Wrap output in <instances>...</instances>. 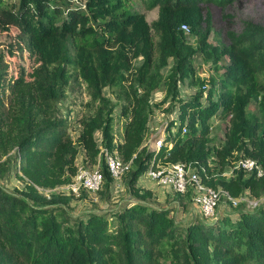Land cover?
<instances>
[{
    "label": "trees",
    "instance_id": "obj_1",
    "mask_svg": "<svg viewBox=\"0 0 264 264\" xmlns=\"http://www.w3.org/2000/svg\"><path fill=\"white\" fill-rule=\"evenodd\" d=\"M141 1L146 9H156L154 19L147 21L138 11L114 14L120 7L119 0H86L88 13L78 5L57 0H0V30L15 29L28 60L26 68L19 63L10 68L0 53V105H6L3 112L0 110L1 152L5 154L15 146L16 157L35 160L61 145L66 124L57 115L54 103L69 80L70 67L85 83L89 96L86 104L93 110L81 122L88 130L99 128L104 146L111 150L109 98L101 87L122 78L127 60L140 57V63L130 69V91L125 93L124 106L145 103L147 90L158 85L159 69L169 58L171 69L163 81L164 91L175 97L177 79L189 70L194 52L185 42L180 24L186 23L193 33L205 23L198 46L212 62L221 55L228 58L225 76L219 79L221 89L206 104L199 101L202 89L190 100L177 101L181 116L187 109L191 118L184 131L180 133L179 126L172 135L169 148L158 149L157 156L204 164L212 149L194 146L193 137L204 133L199 125L210 115L227 112L231 114L228 141L263 163L264 25L243 20L240 30L228 31L226 42L210 43L207 24L212 6L224 7L233 0ZM89 16H108L98 25L101 35L94 33L90 39L76 42L74 37L93 32L94 27L86 24ZM151 33L158 35L156 41ZM72 41L73 56L69 52ZM11 47L8 41L9 54ZM26 84L30 85L29 100L21 91ZM205 96L209 98L208 92ZM251 99L255 111L244 107ZM133 111L141 112V108L136 105ZM8 115L11 121L5 122L3 118ZM136 121L125 132L135 142L142 135L144 115ZM149 156L150 151H141L133 159L127 172L129 184L135 182ZM10 158L0 163L8 164ZM100 172L101 187L107 191L112 176L103 159ZM252 180V175L238 177L236 185ZM27 187L20 194L0 189V264H264L261 204L253 209L237 206L234 214L222 211L213 220L191 215L185 223L175 220L167 207L139 200L108 215L89 211L71 216L62 205V195L51 193L46 197L34 192L31 185Z\"/></svg>",
    "mask_w": 264,
    "mask_h": 264
},
{
    "label": "rangeland",
    "instance_id": "obj_2",
    "mask_svg": "<svg viewBox=\"0 0 264 264\" xmlns=\"http://www.w3.org/2000/svg\"><path fill=\"white\" fill-rule=\"evenodd\" d=\"M57 1L73 7L78 5L81 10L88 13L86 0ZM119 1L121 2L120 7L115 8L114 14L120 11H138L144 13L147 21L154 19L156 16V9H146L141 0ZM107 17L105 16L104 19ZM104 19L87 17L86 24L94 27L93 32L87 33L83 37L76 36L74 37L75 41L90 39L94 33L101 35L102 30L98 25ZM243 20H251L264 25V0H233L224 7L213 5L211 18L209 24H207L209 28L208 41L219 44L226 42L230 33L228 31L230 29L240 30ZM181 24H184L185 27H181ZM181 24L180 27L185 35L184 40L194 52L191 56L189 70L183 78L177 79V95L175 97H171V94L164 91L163 81H165L166 75L171 69V60L168 58L167 63L159 69L157 75L158 85L147 90L146 102H137L135 106L130 104L125 107V93L130 91V69L131 66L139 64L141 58L133 57L127 60L125 65V67H128L127 70L125 67L121 70L123 79L118 77V81L101 87L103 94L109 98L110 106L109 135L111 150H108L103 144L100 129L95 127L88 130L81 122V119L84 116V119L88 118L93 110L86 104L89 96L85 83L79 76H75L74 68L70 67L68 70L69 80L63 93L54 103V107L57 108V115L64 119L66 124V136L62 139L61 145L50 153L45 152L39 159L25 161L23 155L22 157H16L15 146L11 147L5 154L1 152L2 140H0V161L7 156L11 157L8 164L0 163V189L20 194V191L28 189L27 186L31 185L34 192L46 197L51 193L60 194L65 197L62 205L71 216H82L89 211L107 213L108 215L109 212L119 209L126 203L139 200L155 207H167L174 219L181 223H185L186 220L184 221V219H188L186 217L191 215H196L197 218L202 220H212V218L202 215L191 206V190L175 191L158 183L155 179H150L145 173V167L154 153L153 140L158 136H164L165 141L172 144V135L178 131L179 126V132L181 133L182 127L186 128L187 119L191 118L190 113L186 111L187 109L184 110L181 116L182 108H179L177 101L179 99L190 100L199 89H202V95L199 99L202 104L215 99L221 89L219 79L225 76L226 65L228 64V58L222 55L215 62L210 61V58L198 46L199 39L204 34L205 23H202L193 33L186 23ZM151 36L153 41L158 39V35L155 33H151ZM8 41L12 43V54H9L6 50ZM74 44L75 42L72 41L69 47L72 56L75 48ZM0 53H3V63H7V67L13 68L15 63H19L24 68L27 67L26 48L23 40L20 37L18 38L15 29L0 30ZM130 55L128 53L127 57L129 58ZM7 69L9 70V68ZM199 85L202 88H199ZM22 90L29 100L31 97L30 85L26 84L21 88ZM207 92L209 98L205 96ZM136 105L141 108V112L133 111ZM5 106L0 105L2 112ZM35 107L39 108L38 105ZM244 107L249 111H255V101L249 100ZM4 114L5 112L2 115ZM142 114L144 115L143 131L135 142V139L128 137L125 132L128 125L132 121L137 123L136 119ZM230 118L231 114L227 112H216L210 115L199 125L204 133L193 137L195 140L194 146L200 144L208 150L212 149L208 161L205 160L207 162L199 164L204 167L205 171L202 180L217 192L215 213L223 211L234 214L233 210L237 206L244 209H253L255 207L249 206L248 202L257 203L264 200V161L261 163L256 156L243 154L241 149H237L241 147L240 145H233L228 141L226 135ZM181 119H183L182 123ZM197 119L195 116V120ZM3 120L10 122L11 118L8 115ZM103 150L115 154L125 165L118 177L109 179L108 190L104 191L101 184L93 191L86 190L81 186L75 189L72 188L71 184L79 170L94 168L101 170ZM141 151H150V156L145 160V166L139 171L135 182L129 184L127 182V172L131 169L133 159ZM241 158L254 160L261 170L260 173L256 174L253 170L235 167V161ZM156 161L161 164L184 162L197 165L196 160L163 158L162 155H159ZM250 175L253 176L251 183L240 187L236 185L238 177L245 178ZM231 199L235 200L236 204H233ZM262 203L261 205H264Z\"/></svg>",
    "mask_w": 264,
    "mask_h": 264
},
{
    "label": "built area",
    "instance_id": "obj_3",
    "mask_svg": "<svg viewBox=\"0 0 264 264\" xmlns=\"http://www.w3.org/2000/svg\"><path fill=\"white\" fill-rule=\"evenodd\" d=\"M181 27H185L181 24ZM185 127L182 128V131ZM170 142H166L164 136L156 137L152 146L154 153L149 159V163L145 167V173L150 179H155L158 183L165 185L175 191L184 192L187 189L191 190V206L196 211L204 216L215 219L217 213L214 212L217 201V192L210 186L206 185L202 178L205 176L204 167L198 165H191L190 163L175 162L173 164H161L156 160L158 158L157 151L161 146L169 148ZM103 160L112 177H118L123 171L125 165L122 164L120 159L113 153L103 150ZM190 164V165H189ZM235 167L247 170H253L256 174L260 173V168L254 160L241 158L235 161ZM102 181V174L98 168L79 170L74 177L71 184L72 188L78 186L86 190H95L99 187ZM233 204L236 201L231 199ZM264 204L263 201L248 202L249 206L257 207Z\"/></svg>",
    "mask_w": 264,
    "mask_h": 264
}]
</instances>
